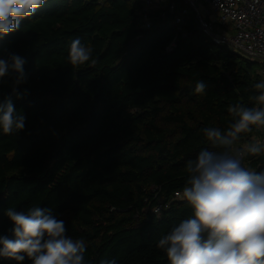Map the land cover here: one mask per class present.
Returning a JSON list of instances; mask_svg holds the SVG:
<instances>
[{
    "label": "trees",
    "instance_id": "obj_1",
    "mask_svg": "<svg viewBox=\"0 0 264 264\" xmlns=\"http://www.w3.org/2000/svg\"><path fill=\"white\" fill-rule=\"evenodd\" d=\"M185 32L170 52L176 29L160 13L143 28L133 0H46L0 39V57H24L28 73L17 89L22 98L12 96L25 128L0 131V236L13 238L9 207L36 205L86 242L88 264H168L157 238L191 215L173 197L184 187L187 160L211 150L201 129L226 128L228 107L252 106L248 96L261 81L257 62L214 43L193 17ZM77 37L93 51L73 66ZM200 80L204 93L195 92ZM9 95L10 81L0 102ZM257 134L254 126L237 147ZM247 161L264 169L263 155ZM161 203L168 208L154 214ZM0 264L16 262L0 257Z\"/></svg>",
    "mask_w": 264,
    "mask_h": 264
},
{
    "label": "clouds",
    "instance_id": "obj_2",
    "mask_svg": "<svg viewBox=\"0 0 264 264\" xmlns=\"http://www.w3.org/2000/svg\"><path fill=\"white\" fill-rule=\"evenodd\" d=\"M46 0H0V39L20 29ZM92 48L79 37L70 43L68 60L73 66L90 61ZM95 63V60H92ZM26 59L16 53L0 57V90L9 84L12 95L0 102V131L16 135L25 128L26 117L17 111L12 96L22 98L17 89L27 83ZM208 85L200 80L196 93ZM248 100L252 106L236 103L228 107L232 120L221 129H201L211 145L201 149L185 164L186 179L177 195L191 208V215L174 224L157 238L156 247L168 264H264V169L245 166L248 155H264V142L252 138L237 147L242 134L264 127V79L252 86ZM159 215L160 209L153 210ZM5 215L12 222L13 238L0 236V257L22 264H88L87 244L67 234L65 222L50 209L33 205L26 211L9 207ZM100 264H117L115 258Z\"/></svg>",
    "mask_w": 264,
    "mask_h": 264
},
{
    "label": "built area",
    "instance_id": "obj_3",
    "mask_svg": "<svg viewBox=\"0 0 264 264\" xmlns=\"http://www.w3.org/2000/svg\"><path fill=\"white\" fill-rule=\"evenodd\" d=\"M106 1L109 0H100L102 3ZM133 1L143 28H151L154 14L160 13L161 21L176 29V38L167 51L171 52L175 48L179 35L186 36L185 27L193 17L200 30L214 43L231 46L234 53L239 52L242 57L255 59L259 64L260 78L264 79V0ZM257 131L254 137L264 142V127L257 128ZM252 138L247 142L252 141ZM247 159L248 156L244 161L246 167L249 164ZM178 192H175L173 200L185 202L177 195ZM156 208L160 209V215L163 208H168V204L161 203Z\"/></svg>",
    "mask_w": 264,
    "mask_h": 264
},
{
    "label": "rangeland",
    "instance_id": "obj_4",
    "mask_svg": "<svg viewBox=\"0 0 264 264\" xmlns=\"http://www.w3.org/2000/svg\"><path fill=\"white\" fill-rule=\"evenodd\" d=\"M229 47V49L231 50V51H233L234 52V49L231 47V46H228ZM236 54H239V55H241L239 52H235ZM241 56H243V55H241ZM245 57V56H244ZM246 59H249V60H251V61H253V62H256V60L255 59H253V58H248V57H245ZM259 69V66H257L256 65V70H258ZM250 142H252V141H250ZM247 143H249V142H246V143H244V144H242V145H240V146H238V147H243V145H245V144H247Z\"/></svg>",
    "mask_w": 264,
    "mask_h": 264
}]
</instances>
